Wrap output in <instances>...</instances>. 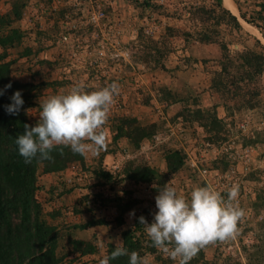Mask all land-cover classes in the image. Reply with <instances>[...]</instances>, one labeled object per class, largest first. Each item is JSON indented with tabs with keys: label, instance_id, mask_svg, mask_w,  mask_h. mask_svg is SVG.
<instances>
[{
	"label": "rangeland",
	"instance_id": "1",
	"mask_svg": "<svg viewBox=\"0 0 264 264\" xmlns=\"http://www.w3.org/2000/svg\"><path fill=\"white\" fill-rule=\"evenodd\" d=\"M232 1L236 11L231 13L242 29L264 46V14L258 13L264 0ZM215 2L0 0V16L9 21L2 32L16 28L22 33L21 42L5 50L4 62L10 64L11 80L34 86L26 109L31 126L45 99L67 93L76 84L86 92L114 82L120 87L103 126L106 150L94 157L84 155V166L67 168L71 189L76 190L66 201H80L84 210L72 214L69 207L63 208L51 217L43 213L45 222L58 230L60 264H99L108 247L133 228L135 217L153 222L155 197L167 183L186 198L197 186L211 187L225 199L233 185L239 187L236 203L245 215L235 238L207 245L189 264H264V63L252 80H240L247 70L242 63L248 58L245 53L260 49L253 39L226 25L214 26L196 10L211 9ZM14 7L20 11L18 19L12 16ZM97 13L103 16L94 23L91 17ZM202 35L213 42L198 41ZM226 54L234 62L221 77L218 92L212 79ZM120 117L134 118L143 126L155 124V134L138 148L125 138L115 140ZM174 151L180 153L183 166L169 173L165 156ZM106 153L116 158L105 165L113 178L103 184L95 171L102 168ZM142 166L155 169L158 177L146 184L126 177ZM129 204L133 207L119 224L120 211ZM92 219L103 223L76 228ZM143 235V246L151 251L141 256L146 264H178L151 247ZM76 238L90 242L94 253L73 252Z\"/></svg>",
	"mask_w": 264,
	"mask_h": 264
},
{
	"label": "trees",
	"instance_id": "2",
	"mask_svg": "<svg viewBox=\"0 0 264 264\" xmlns=\"http://www.w3.org/2000/svg\"><path fill=\"white\" fill-rule=\"evenodd\" d=\"M215 1V5L211 9L197 7L196 10L205 15L207 21L214 26L226 25L230 30L253 39L255 47H258L260 51L245 53L248 58L243 57L242 63L244 67H247V70L244 77L240 78L244 81L252 80L262 71L264 46L242 29L238 18L223 8L220 0ZM258 7L259 16L263 17L264 3H260ZM12 16L16 19L20 18V11L17 7H14ZM6 25L9 26V21L0 16V49L2 50L0 53V90H4L3 95H0V264H60L62 259L56 253L59 245L58 230L45 222L42 207L36 199L38 174L61 173L75 163L84 166L85 158L84 155L73 154L68 147H63L62 155L60 147L54 148L51 152L52 160L38 162L37 159H33L31 164H25L24 159L18 154L14 141L18 135L23 134L24 125H30L27 121L26 109L31 100L30 93L34 86L10 79V64L4 62L5 50L18 45L22 40V33L16 28H10L4 34L2 30ZM184 35L189 37L191 33L185 32ZM197 40L205 43L213 42L209 35H202ZM258 61H261V64ZM233 62L234 60L229 59L226 54L221 63V70L214 73L212 86L216 91L222 90L221 77ZM8 84H11V88L5 89V85ZM16 91L21 92L23 106L18 114L10 115L5 109L12 103L11 97ZM117 120L119 123L115 126L114 139L125 138L134 148H138L143 140L151 138L157 128L155 124L140 125L134 118L120 117ZM213 120L214 122L220 121L216 117H213ZM165 162L169 173H175L183 166V158L178 151L167 154ZM95 176L97 179L101 178L103 184L110 183L113 178L111 173L102 168L95 171ZM126 177L136 184H146L155 180L158 173L153 168L142 166L134 168ZM71 190H64L62 194H67ZM80 205L78 208H73L74 213L84 210V204L80 202ZM132 205L129 204L128 207L126 205L120 211V218L117 219L119 224H123L121 216L123 217L124 213L130 211ZM102 223L101 220L92 219L83 225L76 226V228L84 230ZM143 234V226L139 223L137 216L133 228L122 233L123 246L129 253L136 251L142 256L146 250L150 251L143 246L145 241ZM72 246L73 252H78L82 256L93 254L95 250L90 242L81 241L79 238L72 241ZM114 247L112 245L108 247L107 255H110ZM128 262L129 257L124 256L110 260L109 264H128Z\"/></svg>",
	"mask_w": 264,
	"mask_h": 264
},
{
	"label": "clouds",
	"instance_id": "3",
	"mask_svg": "<svg viewBox=\"0 0 264 264\" xmlns=\"http://www.w3.org/2000/svg\"><path fill=\"white\" fill-rule=\"evenodd\" d=\"M8 88L11 84L5 85ZM119 92L115 82L92 92L76 84L67 93L48 97L39 105L37 123L25 124L23 134L15 138L18 154L25 164H31L33 159L52 160L51 152L57 147L61 155L63 147H68L73 154L98 156L107 147L103 126ZM11 101L5 110L16 115L23 106L21 92L13 93ZM238 195V185L229 189L227 199L211 187L197 186L186 198L177 195L176 189L167 183L155 197L157 211L153 222L149 224L141 216L139 223L151 247L161 249L178 264H189L207 245L235 238L238 222L245 215L236 203ZM124 256L129 257L128 264H146L136 251L129 253L122 241H117L114 250L99 264H109L110 260Z\"/></svg>",
	"mask_w": 264,
	"mask_h": 264
},
{
	"label": "crops",
	"instance_id": "4",
	"mask_svg": "<svg viewBox=\"0 0 264 264\" xmlns=\"http://www.w3.org/2000/svg\"><path fill=\"white\" fill-rule=\"evenodd\" d=\"M115 158H116V154L115 155H110L107 153L104 154L100 164L102 166V169H105V165L112 162L113 159ZM71 180H72L71 172H69L68 169H66L64 172L57 174L40 173L38 175L36 199L40 203L42 207V211L45 215H47V217H51L53 211L55 210H59L63 208L67 209L68 207L72 210V214H73V208L75 207L78 208L79 206H81L80 201H66V197H69L70 194L74 193L76 189L71 190V192L67 194L65 193L62 194L64 190L71 189L72 186ZM74 180L76 181L79 179L77 178ZM79 239L82 240V238Z\"/></svg>",
	"mask_w": 264,
	"mask_h": 264
},
{
	"label": "bare ground",
	"instance_id": "5",
	"mask_svg": "<svg viewBox=\"0 0 264 264\" xmlns=\"http://www.w3.org/2000/svg\"><path fill=\"white\" fill-rule=\"evenodd\" d=\"M223 6L232 13H235L236 7L232 0H222ZM243 21V20H242ZM248 26V25H247ZM249 27V26H248Z\"/></svg>",
	"mask_w": 264,
	"mask_h": 264
},
{
	"label": "built area",
	"instance_id": "6",
	"mask_svg": "<svg viewBox=\"0 0 264 264\" xmlns=\"http://www.w3.org/2000/svg\"><path fill=\"white\" fill-rule=\"evenodd\" d=\"M102 16V13L93 14L91 20L96 23Z\"/></svg>",
	"mask_w": 264,
	"mask_h": 264
}]
</instances>
